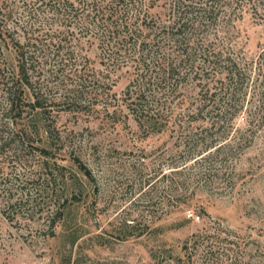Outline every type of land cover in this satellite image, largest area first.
Listing matches in <instances>:
<instances>
[{
  "label": "rangeland",
  "instance_id": "1",
  "mask_svg": "<svg viewBox=\"0 0 264 264\" xmlns=\"http://www.w3.org/2000/svg\"><path fill=\"white\" fill-rule=\"evenodd\" d=\"M137 1L131 26L138 12L148 21L170 12L171 0ZM39 3L0 0V23L20 41L32 31L57 43L51 36L61 22ZM213 5L194 36L222 61L203 69L202 79L185 80L172 104L193 108L207 88L221 96L234 90L221 121L210 111H160L155 128H145L129 109L128 89L140 73L133 56L122 50L106 61L94 39L73 31L59 54L41 60L58 101L45 156L38 149L44 133V141L35 134L27 145L17 140L0 82V264H264V0ZM204 47L193 53L199 60ZM173 48L166 61L178 60ZM0 53L14 58L5 46ZM81 66L95 78L79 90L97 85L108 94L95 97L94 109L69 110L62 100ZM188 126L197 128L196 140L178 146L176 136ZM209 143L202 157L192 155Z\"/></svg>",
  "mask_w": 264,
  "mask_h": 264
},
{
  "label": "trees",
  "instance_id": "2",
  "mask_svg": "<svg viewBox=\"0 0 264 264\" xmlns=\"http://www.w3.org/2000/svg\"><path fill=\"white\" fill-rule=\"evenodd\" d=\"M214 1L216 0H205L203 4L194 6L192 3L191 5L184 4L183 0H171L167 18L160 21L151 18L148 21L145 15L141 16L138 12L136 22L134 21L135 25L131 26L129 19L133 17V11L141 6L137 0H40L38 7H47L49 13H54L58 17L56 21L61 22L59 24L61 30L55 29L51 36L58 38V44L34 36L32 31L29 36L20 41L17 37L13 38L8 23L7 28L0 23V47L5 46L7 50L14 53L12 61H8L6 57L3 59V54L0 53L3 60L0 66L1 90L4 95L2 97L8 106L6 112L12 115L13 123L19 127L15 136L21 146L25 142L27 145L25 139H29L34 134L39 141H44L41 136L44 133V148L39 147L38 149L45 156L48 153L45 149L51 142L47 134L48 126H51L48 117L53 112V105L57 98L51 95L52 88L46 83L45 78L49 72L45 67L48 64L42 63L41 60L44 56L53 55L55 50L59 54L61 49H64V45H67L63 41L68 36H72L73 31L81 33L83 37L94 39L106 61H117V56L122 50H126L127 54L133 56L131 62L137 70H140V73L136 75L137 87L128 89V96L132 99L129 102V109L131 108L133 117L137 118L139 123L145 124V128H155L160 111L170 116H177L190 109L193 112L210 111L208 113L211 114V118L215 117L221 121L226 114L228 103L234 96L233 92H236L234 90L232 93L223 92L224 95L221 96L218 95L220 89L218 92H211L210 88H207L201 93L200 103L195 104L193 108H191L192 105L191 107L187 105L186 108L180 109L177 103L172 104L175 99L179 98L178 94L182 93L185 80L202 79L203 69H211L210 67L216 61H222L216 58L221 54L215 56L212 54L213 58L210 56L212 50L208 48L209 52L206 49L210 47V43L206 46L194 36L198 33V27L211 18ZM43 35L47 33L44 32ZM61 35L63 38H59ZM169 45L174 47L173 50L179 54L178 60L172 57L169 58L170 61H166L164 58ZM200 46H205L203 51L207 53H204L205 58L199 60L193 53H197ZM61 54L64 55L65 52ZM87 69L81 66L80 69L73 70L78 72L77 77L74 74L78 79L71 82V88L64 94L62 100L69 104V110L88 111L91 107L94 109L95 97L108 94L102 87L99 90L96 84L97 88L93 90H88L86 85H84L85 91L79 90L83 85L82 80L86 81L85 83H91L92 78H95V73ZM196 75L199 77H195ZM231 82L236 81L231 78ZM203 87L204 85H201L198 93L204 91ZM89 94H92L94 98L89 97ZM262 95L264 105V91ZM213 104H215L214 108L210 110L208 106ZM102 105L106 109L107 105ZM97 110L101 109L97 108ZM218 124H209L203 130L207 131ZM182 130L176 136L175 142L178 146H186L196 140L197 128L188 126L183 127ZM209 147L211 143L200 146L198 150L196 146L192 155L201 156L204 151L210 149Z\"/></svg>",
  "mask_w": 264,
  "mask_h": 264
}]
</instances>
